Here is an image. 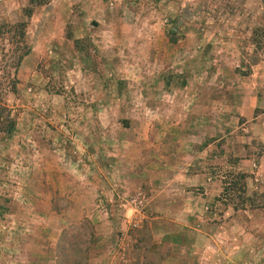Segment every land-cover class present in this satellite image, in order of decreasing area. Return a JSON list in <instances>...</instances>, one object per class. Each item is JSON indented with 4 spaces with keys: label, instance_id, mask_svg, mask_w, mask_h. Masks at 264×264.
Segmentation results:
<instances>
[{
    "label": "rangeland",
    "instance_id": "rangeland-1",
    "mask_svg": "<svg viewBox=\"0 0 264 264\" xmlns=\"http://www.w3.org/2000/svg\"><path fill=\"white\" fill-rule=\"evenodd\" d=\"M30 1L0 0V264H157L168 181L144 169L166 157L204 162L243 243L230 263L264 264V0Z\"/></svg>",
    "mask_w": 264,
    "mask_h": 264
},
{
    "label": "crops",
    "instance_id": "crops-1",
    "mask_svg": "<svg viewBox=\"0 0 264 264\" xmlns=\"http://www.w3.org/2000/svg\"><path fill=\"white\" fill-rule=\"evenodd\" d=\"M157 155L158 151L155 150V154L151 155L152 159L154 157L158 159ZM175 160L171 162L166 157L165 161L160 163L162 170L158 168L159 159L151 160L144 169L149 167L148 171L152 169L158 171L161 182L168 181L166 186L161 185L163 188L160 189V193L157 191L153 193L156 189L152 188V195L148 199L151 216L167 222L155 226L154 229L155 244L157 248L162 245L165 251L164 257L157 264H231L234 252L243 243L239 239L234 218H230L232 208L229 207L230 210L225 211L223 215L217 210L219 203L217 198L223 190L222 184L218 180H213L208 172L202 169L203 161L196 158V162L187 159L186 162L176 164ZM199 163L201 164L198 165ZM123 164L121 176L128 173L125 169L127 160L124 159ZM176 167L179 169L178 172H175ZM166 169L173 171L167 173ZM165 198L167 200L164 202ZM160 199L162 206L164 203L167 205L166 209L159 208ZM210 205L213 210L209 208ZM141 216L144 217L145 214L141 213ZM126 217V222H131L129 214ZM180 219L182 221L177 222ZM177 247L180 249L179 253H176ZM181 257L185 260H181ZM94 264L113 262L110 259L99 262L95 260Z\"/></svg>",
    "mask_w": 264,
    "mask_h": 264
},
{
    "label": "trees",
    "instance_id": "trees-1",
    "mask_svg": "<svg viewBox=\"0 0 264 264\" xmlns=\"http://www.w3.org/2000/svg\"><path fill=\"white\" fill-rule=\"evenodd\" d=\"M44 4L45 0H31L29 7L26 8V12L28 16H31L33 13V9L35 5L37 4ZM177 20V19H176ZM27 26L26 21H20L14 24H7V31L12 32V37L10 38V41L13 42L16 40V42H25V27ZM179 31V23L178 21L175 22L172 26H170L168 31V36L172 41H177V34ZM25 45L27 46L26 42ZM30 46L25 47L22 51V53L19 55L17 59L16 65H20L21 61L23 60L24 56L28 55L30 52ZM4 108H0V139H4L8 136H11L16 128V121L11 116H4V112L2 111ZM89 221V220H87ZM86 225L89 227L90 221L86 223Z\"/></svg>",
    "mask_w": 264,
    "mask_h": 264
},
{
    "label": "built area",
    "instance_id": "built-area-1",
    "mask_svg": "<svg viewBox=\"0 0 264 264\" xmlns=\"http://www.w3.org/2000/svg\"><path fill=\"white\" fill-rule=\"evenodd\" d=\"M130 201L134 206L139 207L144 205L146 201V196L143 192L139 191L138 193L132 196Z\"/></svg>",
    "mask_w": 264,
    "mask_h": 264
}]
</instances>
